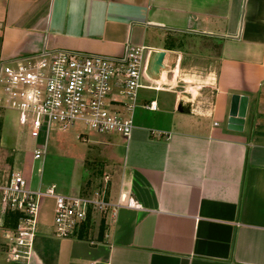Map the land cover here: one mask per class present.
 Wrapping results in <instances>:
<instances>
[{"label": "crops", "instance_id": "0c3cea01", "mask_svg": "<svg viewBox=\"0 0 264 264\" xmlns=\"http://www.w3.org/2000/svg\"><path fill=\"white\" fill-rule=\"evenodd\" d=\"M127 45L166 53L159 79L149 78L152 92L172 95L160 113L168 120L134 121L128 140L93 135L73 189L86 190V160L102 149L110 201L125 195L138 207L118 209L102 240L93 230L79 240L54 235V202L44 199L21 264H264V0H0V60L44 49L119 56ZM169 60L174 77L204 75L196 96L167 80ZM234 95L246 99L242 131L228 129ZM180 101L192 112H177ZM0 150L13 169L14 145ZM17 171L30 181L24 164Z\"/></svg>", "mask_w": 264, "mask_h": 264}, {"label": "built area", "instance_id": "2783aa9c", "mask_svg": "<svg viewBox=\"0 0 264 264\" xmlns=\"http://www.w3.org/2000/svg\"><path fill=\"white\" fill-rule=\"evenodd\" d=\"M150 53L127 45L119 56L44 49L0 60V117L7 112L16 115L22 137L35 143L33 161L44 159L53 131L66 133L81 127L82 143L90 142L88 134L128 140L139 91L158 89L147 75ZM142 108L156 112L157 104L150 101ZM109 182V174L104 173L98 187L77 196L57 194L53 186L31 190L24 175L0 158V229L7 243L6 261L21 264L28 258L44 199L54 202L52 228L58 238L76 237L88 220L106 225L114 221L118 209L138 207L125 195L111 202ZM7 215L17 216L15 229L3 228Z\"/></svg>", "mask_w": 264, "mask_h": 264}, {"label": "rangeland", "instance_id": "374dc122", "mask_svg": "<svg viewBox=\"0 0 264 264\" xmlns=\"http://www.w3.org/2000/svg\"><path fill=\"white\" fill-rule=\"evenodd\" d=\"M173 69L174 66L172 62H168L166 68L167 73H165L164 76L167 77L168 81H174L175 83L177 82L176 90L178 92L182 93L186 90V88H191L192 93L190 96L181 94V96H184L186 99H191L192 97L196 96L198 94L197 87L204 85L207 82L205 78H203V74H198L196 77H190L189 75H184L185 73H177V76L174 77L172 73ZM165 86L168 89L172 85L169 83ZM171 97V94L160 92L155 93L152 92V90H140L137 100L138 107L134 112V121L136 124L140 121L143 122V124L153 127L163 126L168 119L166 116L164 118L160 113H162V111H169L166 107H168ZM153 99H156L160 103L161 112L151 113L142 108L144 104H148ZM194 108H196L195 105ZM80 132H82L81 127L72 128L66 133H58L55 131L51 132L47 143V153L44 159L33 161L31 152L35 143L30 139L24 138L25 136L22 137L23 134L17 127L16 115L13 112H7L3 114L2 117H0V145L2 148L8 150H11L14 145V149L17 150L18 154L16 156L15 166L13 169L20 170L22 163L24 164V169L31 172L30 181H28L31 190H37L38 184L40 182L43 190L53 186L54 191L60 195L77 196L80 194L73 189L74 175H79L81 173L83 174L82 170H79V155L82 154V152L88 151V149L93 146L91 142L82 143L79 140L78 134ZM93 135L94 134H88L87 138L89 141L94 140L95 137ZM42 140V138H39L38 142L41 143ZM100 142L107 143L106 141ZM119 153L121 155L124 154V147L119 149ZM10 154H12L10 151L6 154V162L7 159H11ZM1 155L2 153L0 150V158L3 159V156ZM109 161L110 159L108 158L107 154L105 155V153H103L102 149L86 160V165L84 167L85 172L83 175L84 177L81 181L82 187H84V189L86 188V190H88L95 187L98 184V181L102 179V175L104 173H111L107 168L109 166ZM99 225V220L94 222V224L91 226L90 232L93 230L94 232L98 233ZM94 232H91L90 234ZM6 244L7 243L4 239V233L0 229V255L4 253V250L6 251Z\"/></svg>", "mask_w": 264, "mask_h": 264}, {"label": "water", "instance_id": "95a60500", "mask_svg": "<svg viewBox=\"0 0 264 264\" xmlns=\"http://www.w3.org/2000/svg\"><path fill=\"white\" fill-rule=\"evenodd\" d=\"M166 58L165 52H156L153 51L150 53L148 66H147V75L151 79H159L160 73L162 69L165 68L164 61ZM242 103H246V99L243 97H239L237 95L232 96L231 104L228 114V129L232 131H242L243 119L245 116L244 107H242ZM191 106L184 104L183 102H179L177 105V112L179 113H191Z\"/></svg>", "mask_w": 264, "mask_h": 264}, {"label": "trees", "instance_id": "16d2710c", "mask_svg": "<svg viewBox=\"0 0 264 264\" xmlns=\"http://www.w3.org/2000/svg\"><path fill=\"white\" fill-rule=\"evenodd\" d=\"M16 223H17V216L16 215H7L3 219V228L15 229ZM92 225H93V223L88 220V222L86 224L81 226L79 231L76 233L75 238H77L79 240H86L88 238V235L90 234L89 232L91 230ZM103 230H104V225H103V223H100V225H99V236H98L99 240H102Z\"/></svg>", "mask_w": 264, "mask_h": 264}]
</instances>
